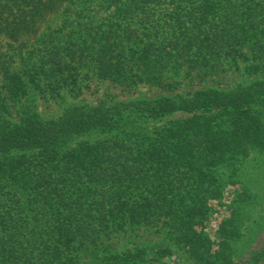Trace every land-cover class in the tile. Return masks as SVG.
I'll use <instances>...</instances> for the list:
<instances>
[{
    "label": "trees",
    "instance_id": "1",
    "mask_svg": "<svg viewBox=\"0 0 264 264\" xmlns=\"http://www.w3.org/2000/svg\"><path fill=\"white\" fill-rule=\"evenodd\" d=\"M55 1L0 0V38H11L13 43L1 44L11 47L12 55L6 56L9 61L13 59L27 69L30 53L40 50L49 57L53 50H65L59 36L39 33L31 41L28 37L30 22L42 13L40 5L50 8ZM134 1L130 12L136 8V22L142 24L137 29L143 30V14L147 13L143 7L152 11L165 2ZM179 1L173 9L169 31L166 30L169 37H164L171 55L174 50L178 53L195 46V55H201L200 60H195L206 63L225 52L224 47L234 48L236 43L249 40L253 42L245 46L264 58V0H198L186 10ZM231 1L233 7L221 15L222 29L211 27L215 25L212 19L224 8L222 2ZM168 2L174 4L175 0ZM184 17L192 22L189 33L190 28H185V42L176 33L185 23ZM153 34L147 33L145 46L133 50L137 35L129 45L133 54L125 58L123 48L112 53L115 42L97 45L86 37L80 45L90 50L89 60L101 75L124 80L129 78V62L144 64L147 69L163 63V57L150 58L148 53L158 42ZM139 41L143 42L141 38ZM234 50L246 57L238 48ZM3 55L0 51V75L7 71ZM56 61H61V57ZM2 100L0 95V110H6ZM259 103L264 104L261 81L227 92L201 90L190 98L78 105L64 119V137L45 143L31 167L30 158L10 155V150L21 144L29 146V124L10 126L2 120L0 111V264L30 262L31 254L38 259L36 264H74L83 246L96 243L103 233L123 229L127 223H150L155 218L162 221L170 239L196 259L235 264L232 243L242 235L238 225L221 226L214 252L208 236L197 226L208 213L210 201L221 197L218 167L233 164L251 151L264 154V110L254 108ZM180 111L191 115L147 131L146 123ZM92 131L109 133L110 138L94 143L80 141L73 149L61 150L66 138ZM37 132L46 135L50 131L45 127ZM9 243L11 247L17 244L21 249L13 252L22 250L21 255H7ZM152 252L150 257H144L143 251L114 254L110 261L101 264H136L171 254L168 247L154 248ZM251 257L250 264H264V244Z\"/></svg>",
    "mask_w": 264,
    "mask_h": 264
},
{
    "label": "rangeland",
    "instance_id": "2",
    "mask_svg": "<svg viewBox=\"0 0 264 264\" xmlns=\"http://www.w3.org/2000/svg\"><path fill=\"white\" fill-rule=\"evenodd\" d=\"M168 1L165 0L152 11L143 7L147 11L143 14V25L146 27L144 30L137 29L142 24L136 22V8L133 13L130 12V7L135 6L134 0H56L54 6L46 9L40 3L42 13L37 14L30 22V41L34 40V35L50 33L51 37L59 36L60 44L65 50H53L49 57L40 50L30 53V68L27 69L13 59L9 61L6 58L8 54L12 55L11 47H3L1 44L7 41L12 43V39L1 36L0 51L4 53L2 60L5 61L4 67L7 70L0 75V95L6 103V110H0L1 118L10 126L28 123L31 129L30 139L27 140L30 142L29 146L21 144V147L11 149L12 158H30V167L33 166L45 143L64 137V119L78 105L106 106L118 102L152 101L161 97L190 98L201 90L216 89L227 92L256 81L264 83V58H259L260 52L254 54L252 48L245 46L253 41L245 40L234 45L246 57L240 56L232 47H224L225 52L214 55L212 60L198 62L195 59L200 60L201 55H195V46L178 53L174 50L171 55L170 47L165 46L164 37H169L166 30L169 31L171 16H174L173 9L178 2L175 0L172 4ZM197 2L198 0H181L179 5L186 10L189 5ZM222 4L224 8L220 10V15L212 19L215 23L211 26L213 28L222 29L224 24L221 15L224 16L233 7L234 1ZM219 7L221 5L216 6L217 9ZM184 20L185 23L179 26L176 33L185 42L188 35L185 34V28H190L189 33L192 22L186 17ZM194 30H197L196 26ZM140 31L146 34L151 32L154 33L153 36H157L158 42L148 53L150 58L163 57V63L161 66L155 63L147 69L144 64L139 66L129 62V78L124 80L101 75L89 60L92 55L90 50L85 49V45H80L86 37L93 39L97 45L115 42L116 49L112 53L123 48L121 53L125 58L133 54L129 45L136 40ZM146 34L138 35L137 46L134 44L133 50L142 48L146 39L148 41L149 36ZM140 38L143 42L139 41ZM59 57L61 61L57 62ZM254 108L263 111L264 104L255 105ZM190 115L191 113L181 111L174 112L145 125L150 132ZM45 127L50 131L46 135L35 133L37 129ZM107 138H110L109 133L92 131L75 138H66L60 148L68 151L80 141L94 143ZM5 149L3 148L4 151ZM218 175L222 182L221 197L210 201L209 211L197 226V230L208 236L212 244L211 251L214 252L220 241L218 234L221 226L232 223L238 225L242 235L232 243L235 264H250L252 252L264 244V154L251 151L233 164H221ZM161 225L162 221L155 218L150 223H127L123 229L107 231L96 243L83 246L85 248L80 250L74 264H101L105 260L110 261L111 255L123 252L143 251L144 257H150L154 253L153 249L158 247H168L171 254L159 260L148 259L136 264H212L191 256L185 247L170 239L169 232ZM9 244L11 247L12 243ZM18 247L13 243L10 254L7 255H21L22 250L16 254L13 252L21 249ZM32 251L38 252L34 248ZM31 256L30 262L21 260V263L36 264L38 259L33 254Z\"/></svg>",
    "mask_w": 264,
    "mask_h": 264
}]
</instances>
